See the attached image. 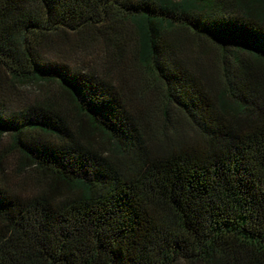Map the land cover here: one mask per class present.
Here are the masks:
<instances>
[{"label":"trees","instance_id":"1","mask_svg":"<svg viewBox=\"0 0 264 264\" xmlns=\"http://www.w3.org/2000/svg\"><path fill=\"white\" fill-rule=\"evenodd\" d=\"M0 264H264V0H0Z\"/></svg>","mask_w":264,"mask_h":264},{"label":"rangeland","instance_id":"2","mask_svg":"<svg viewBox=\"0 0 264 264\" xmlns=\"http://www.w3.org/2000/svg\"><path fill=\"white\" fill-rule=\"evenodd\" d=\"M209 60L211 61V63L214 64V61L216 59V54L214 51L209 50ZM134 63L133 59H131L130 62V67L132 66V64ZM132 71L134 73L135 76H137L136 78V82L135 85L137 88L140 87L141 85H143V79L141 77L140 72L138 73L137 71V67L135 66V64L132 66ZM141 84V85H140ZM18 90H17V94H16V99H14V105H21L24 103L30 104L33 103L35 100L37 99H43L46 98L48 94L52 93L55 94V96L61 100V102L64 105H67V98L65 97V95L62 93V91L60 90L59 87L55 86V85H46V84H36V85H18ZM144 89H146L145 87H143ZM142 89V87H140L138 90L140 91ZM151 95L154 96L156 98V94L154 92H151ZM70 107V105H69ZM99 140H102V137L99 136ZM3 142L6 144L9 142V136L6 135L5 140H3ZM16 159V155L14 154L13 156Z\"/></svg>","mask_w":264,"mask_h":264}]
</instances>
